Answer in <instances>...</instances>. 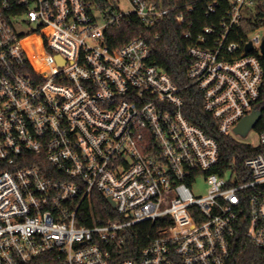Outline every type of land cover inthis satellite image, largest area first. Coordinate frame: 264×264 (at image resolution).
Returning <instances> with one entry per match:
<instances>
[{
  "label": "built area",
  "instance_id": "obj_1",
  "mask_svg": "<svg viewBox=\"0 0 264 264\" xmlns=\"http://www.w3.org/2000/svg\"><path fill=\"white\" fill-rule=\"evenodd\" d=\"M202 4L212 22L198 30L193 1L0 0V264H232L239 229L264 251V129L246 135L261 150L245 170L221 175L217 140L152 63L154 40L109 43L125 19H174L191 42L190 85L217 132L238 140L261 110L264 0ZM98 195L120 220L96 221ZM143 223L149 243L115 261Z\"/></svg>",
  "mask_w": 264,
  "mask_h": 264
},
{
  "label": "trees",
  "instance_id": "obj_2",
  "mask_svg": "<svg viewBox=\"0 0 264 264\" xmlns=\"http://www.w3.org/2000/svg\"><path fill=\"white\" fill-rule=\"evenodd\" d=\"M192 1L197 8L193 14L195 28L199 30L204 24L212 22V18L205 15L202 0H165L168 4ZM183 32L184 28L177 24L174 19H169L167 22L149 29L134 16L123 20L119 27L113 29L112 35L109 36V43L116 48L123 46L135 37L153 39L152 63L162 68L182 88L181 95L184 100L183 112L185 116L189 121L200 126L214 137L219 144L220 164L214 171L221 175L231 169L241 173L245 170L246 159L258 153L261 148L252 147L229 135L217 132L216 121L204 109L201 91L195 85H190L188 70L192 59L188 48L191 42L183 36ZM158 33L161 34V37L156 40L154 37ZM260 109L262 117L255 126L257 131L264 129V93L261 98ZM93 198V208L98 223H105L108 219H121V216L115 212L105 197L98 195ZM92 223L90 218L84 224L89 226ZM149 234H151L149 223H143L129 229L126 232L125 243L111 252L112 258L115 261H120L128 257L139 256L142 248L149 243ZM232 255V264H259L264 262V251L245 237L243 229H239L236 233Z\"/></svg>",
  "mask_w": 264,
  "mask_h": 264
},
{
  "label": "water",
  "instance_id": "obj_3",
  "mask_svg": "<svg viewBox=\"0 0 264 264\" xmlns=\"http://www.w3.org/2000/svg\"><path fill=\"white\" fill-rule=\"evenodd\" d=\"M248 49H251V46L248 47ZM263 53H264V42L262 47ZM262 117L261 110H255L250 115L244 117L241 122L237 125L235 128V132L243 137H245L248 132L256 126V124L259 122V120ZM109 202L115 206V202L112 201L109 198Z\"/></svg>",
  "mask_w": 264,
  "mask_h": 264
},
{
  "label": "rangeland",
  "instance_id": "obj_4",
  "mask_svg": "<svg viewBox=\"0 0 264 264\" xmlns=\"http://www.w3.org/2000/svg\"><path fill=\"white\" fill-rule=\"evenodd\" d=\"M122 7H123L124 9H129V8H130V6L128 5V3L125 2V1L122 3ZM20 29L23 30V31L29 32L30 29H31V27H30L28 24H23V25H21ZM257 32H258L259 34L263 35V34H264V28H261V29L258 30ZM235 137H236L239 141H241V142H256L257 139H258V135H257V133H256L255 131L250 132V134H249L248 136H246V137H243V136H235ZM200 187H201V188L198 189V190H200V191H204V190H205V189H204V183H203V182H201V186H200ZM202 188H203V189H202ZM197 192H198V191H197Z\"/></svg>",
  "mask_w": 264,
  "mask_h": 264
}]
</instances>
